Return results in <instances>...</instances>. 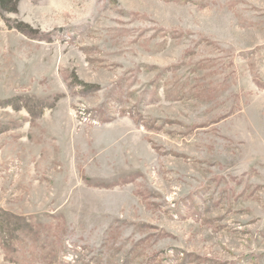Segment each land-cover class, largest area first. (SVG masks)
<instances>
[{
    "label": "rangeland",
    "instance_id": "obj_1",
    "mask_svg": "<svg viewBox=\"0 0 264 264\" xmlns=\"http://www.w3.org/2000/svg\"><path fill=\"white\" fill-rule=\"evenodd\" d=\"M0 264H264V0H0Z\"/></svg>",
    "mask_w": 264,
    "mask_h": 264
}]
</instances>
